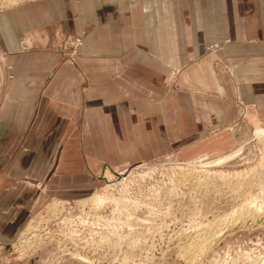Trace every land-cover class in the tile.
<instances>
[{"label":"crops","instance_id":"0c3cea01","mask_svg":"<svg viewBox=\"0 0 264 264\" xmlns=\"http://www.w3.org/2000/svg\"><path fill=\"white\" fill-rule=\"evenodd\" d=\"M76 34L69 67L64 41ZM213 43L230 73L203 59ZM254 47L264 53V0H38L0 12V232L47 198L89 196L109 166L225 153L213 149L238 99L254 112L234 64Z\"/></svg>","mask_w":264,"mask_h":264},{"label":"rangeland","instance_id":"374dc122","mask_svg":"<svg viewBox=\"0 0 264 264\" xmlns=\"http://www.w3.org/2000/svg\"><path fill=\"white\" fill-rule=\"evenodd\" d=\"M35 1L0 0V12ZM82 35L65 37L69 67L77 66L69 60L79 53ZM206 48L203 59L209 69L219 64L232 71L231 62L213 59L223 45ZM261 49L250 52L253 61L234 62L242 90L256 98L250 103L254 112L239 98L240 113L221 127L225 140L213 149L228 153L241 148L236 157L216 165L214 159L222 154L204 151L185 157L171 150L109 166L89 196L47 198L29 206L28 219L15 231L0 232V264H264V134H256L264 128ZM8 79L0 76L2 83ZM72 79H66L67 86ZM228 90H223L225 117L232 112ZM67 96L72 101L77 95ZM120 168L127 169L122 177ZM92 195L103 201H79Z\"/></svg>","mask_w":264,"mask_h":264},{"label":"bare ground","instance_id":"6f19581e","mask_svg":"<svg viewBox=\"0 0 264 264\" xmlns=\"http://www.w3.org/2000/svg\"><path fill=\"white\" fill-rule=\"evenodd\" d=\"M214 51H215V49H214ZM216 53V52H215ZM230 68V67H229ZM176 71V70H175ZM1 72V71H0ZM174 73H172V75H173ZM2 75V74H1ZM257 105V104H256ZM256 134H258V135H260V134H264V128H257L256 129ZM240 151H241V148H237V149H235V150H232V151H230V152H228V153H225V154H222L221 156H219V157H217L216 159H214V162H213V164H221L222 162H225V161H228V160H230V159H232V158H234V157H236V155L238 154V153H240ZM110 173V172H109ZM109 173L107 172V174L109 175ZM111 175V174H110ZM110 175H109V177H110ZM95 198H97V199H99V202H101V201H103V198H101V197H99V196H97V195H92V196H90V197H88V198H85V199H83V200H79L80 202H82V203H85V202H87V201H90V202H92ZM54 203V202H53ZM53 203H50V205L51 206H53L54 207V205L56 206L57 204H54L53 205ZM58 206V205H57ZM23 241H26L25 239L23 240ZM185 248V247H184ZM187 249V248H186ZM191 250V249H190ZM188 251V252H186V253H190L191 251ZM185 251V250H184ZM189 255H191V254H189ZM81 258V257H80Z\"/></svg>","mask_w":264,"mask_h":264},{"label":"built area","instance_id":"2783aa9c","mask_svg":"<svg viewBox=\"0 0 264 264\" xmlns=\"http://www.w3.org/2000/svg\"><path fill=\"white\" fill-rule=\"evenodd\" d=\"M124 167H125V166H124ZM124 167H122V169H123ZM125 168H130V167H129V165H126ZM118 171H119L118 176H121V177H122V175H125V174H126L127 169L123 171V170H121V168H120V169H118ZM104 178H105V176H104ZM112 182H113V181H112Z\"/></svg>","mask_w":264,"mask_h":264}]
</instances>
